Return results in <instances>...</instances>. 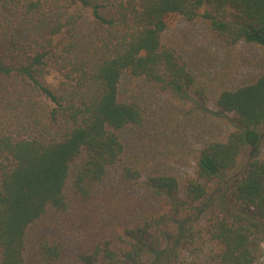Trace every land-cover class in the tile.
I'll list each match as a JSON object with an SVG mask.
<instances>
[{"label":"trees","instance_id":"obj_1","mask_svg":"<svg viewBox=\"0 0 264 264\" xmlns=\"http://www.w3.org/2000/svg\"><path fill=\"white\" fill-rule=\"evenodd\" d=\"M180 21L264 50V0H0V264H28L34 227L71 195L91 198L115 166L155 204L131 207L74 264H260L264 72L211 96L165 41ZM139 80L200 112L213 102L225 121L188 171L182 123L127 153L122 131L147 122ZM37 252L57 262L63 244Z\"/></svg>","mask_w":264,"mask_h":264},{"label":"rangeland","instance_id":"obj_2","mask_svg":"<svg viewBox=\"0 0 264 264\" xmlns=\"http://www.w3.org/2000/svg\"><path fill=\"white\" fill-rule=\"evenodd\" d=\"M165 41L179 49L198 81L208 88L213 97L224 88H234L264 72L263 49L246 44H224L207 24L200 21H180L167 31ZM57 78V73H53L50 82H57ZM140 83L139 97L147 110V122L142 127L122 131L127 153L132 156L144 155L147 144L158 143L162 139L151 137L157 127L163 130V134H168V126L182 123L184 142L187 145H182L185 146V159L178 165L183 171H188L194 165L195 151L205 140L222 134L226 129L225 121L214 116L217 110L213 102L209 111L214 114L200 112L174 101L149 84ZM259 153L264 158V143ZM71 201L70 210L51 212L34 227L26 250L28 264L80 262L92 250L95 240L118 230L120 223L132 216L131 207L137 210L155 204L143 187L131 186L123 181L119 166L109 170L106 180L97 186L91 198L71 195ZM42 240L63 244V254L59 261L48 262L38 254V244ZM260 264H264V253Z\"/></svg>","mask_w":264,"mask_h":264}]
</instances>
